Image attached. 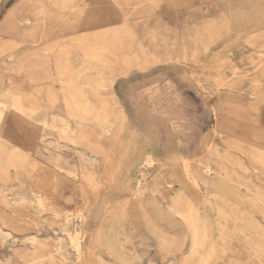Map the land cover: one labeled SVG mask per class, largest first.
<instances>
[{
    "label": "rangeland",
    "instance_id": "obj_1",
    "mask_svg": "<svg viewBox=\"0 0 264 264\" xmlns=\"http://www.w3.org/2000/svg\"><path fill=\"white\" fill-rule=\"evenodd\" d=\"M109 1L0 0V264H264V0Z\"/></svg>",
    "mask_w": 264,
    "mask_h": 264
},
{
    "label": "bare ground",
    "instance_id": "obj_2",
    "mask_svg": "<svg viewBox=\"0 0 264 264\" xmlns=\"http://www.w3.org/2000/svg\"><path fill=\"white\" fill-rule=\"evenodd\" d=\"M32 10V9H31ZM30 11V10H29ZM33 11V13L34 14H37V13H39V10L36 12V11H34V10H32ZM15 15V14H14ZM13 15V16H14ZM13 16L11 17V18H13ZM27 16V15H26ZM23 19H26L25 21H22V23L23 24H16L15 22H14V24H16L17 26L19 25L20 27H19V29H18V33H20V30H21V28L23 27V26H26L27 24H31L32 22H33V18H22V20ZM8 20H10V19H8ZM8 23V22H7ZM58 24V23H57ZM59 25V24H58ZM54 26L56 27V24H54ZM58 27H60V26H58ZM19 36V35H18ZM41 38H43V36L41 35ZM16 42L18 41V39L17 40H15ZM15 41H14V43L13 42H11L10 44H15ZM3 43H6V42H4L3 40H0V48L3 46L2 44ZM6 44H8V43H6ZM65 53V52H64ZM131 57V56H130ZM42 58H41V56L40 55H38V56H33V57H31V58H29V61H27V63H28V68L27 67H25V68H27V71L28 72H30L33 76H35V77H40L41 75H48V78H51L52 77V80L56 83V82H59V83H62V78H63V76H62V73H57V72H52V70H51V66H50V64L48 65V64H42V67L41 66H39V65H32V62L33 63H35V62H37V63H41L42 61ZM49 61H50V59H49ZM51 62V61H50ZM133 62V61H132ZM124 63V62H123ZM39 68H43V69H45V70H41L42 72H40V70H39ZM46 68H49V69H46ZM128 69V68H127ZM107 82V81H106ZM109 83V82H108ZM103 84V83H102ZM61 86H63V85H61ZM61 88H63V91H62V97H63V99L65 100V104H66V108L67 109H74L75 107H74V105H73V103H72V99H71V92H69L68 91V89L67 88H65L64 86L63 87H61ZM64 88H65V90H64ZM58 91H60V88H58ZM64 94V95H63ZM31 100V99H30ZM105 104V108H109L110 106L108 105V103L106 102V103H104ZM27 107L28 108H35L36 107V102H34V101H30L29 103H28V105H27ZM14 110H16V111H19L18 110V108L17 107H15L14 106ZM81 117V121L83 122V119H86L88 116L86 115V114H84V115H80ZM112 115H111V112H110V114L108 115L107 114V112H106V114H104V118H103V121H102V124H106V123H109V122H111L112 121ZM1 157L3 156V155H0ZM1 157H0V159H1ZM0 163H2V161H0ZM151 164L152 162H151V160H147V164ZM140 181V180H139ZM76 249H77V251H78V254H79V257L81 256V257H85L86 258V256H87V254H90V253H94V250L92 249V248H89L88 250H84V248L82 247V244H78V245H76ZM94 256V254H92L91 256H90V258H92ZM89 257H88V259H90ZM15 262V264H28V263H32V259H31V256L29 255V254H23V253H20L18 256H16L15 257V260H14ZM88 264H90L89 262H88Z\"/></svg>",
    "mask_w": 264,
    "mask_h": 264
},
{
    "label": "crops",
    "instance_id": "obj_3",
    "mask_svg": "<svg viewBox=\"0 0 264 264\" xmlns=\"http://www.w3.org/2000/svg\"><path fill=\"white\" fill-rule=\"evenodd\" d=\"M97 4H98V2L96 3V6H97ZM101 5L102 6H99L100 8H102L101 10H102V12H103V17L105 18V19H107V20H115V19H118V20H122V21H124V20H130L131 18H130V12H128L127 10V8H124L123 9V12L122 13H119L120 15H117V16H114L115 15V7H114V5H115V3L114 2H110L109 0H107V2H102L101 3ZM122 5L124 6V7H126L127 5H129V3L127 2V0H123V2H122ZM95 6V5H94ZM33 7H35V4H34V2H33ZM98 7V6H97ZM144 74L146 73V72H143ZM178 76L177 77H179V79H183V80H185L184 78H183V75L182 74H177ZM180 75V76H179ZM182 75V76H181ZM143 76V75H142ZM186 81V80H185ZM144 82H147L145 79H143L141 82H139V83H137V84H133L132 85V88H135L136 89V85H139V84H144ZM126 86L127 87H129V84H127V82L124 80V83H121L120 85H119V87H117V95H118V97L119 98H121V96L122 97H124V92H125V90L127 89L126 88ZM130 89V88H129ZM136 125V124H135ZM139 126H142V127H140V128H138ZM152 126V125H151ZM150 126V132H151V134H152V132H153V128ZM144 128V125H136L135 126V130H137L138 132H145L144 130H142ZM142 130V131H140V130ZM146 132H148L147 130H146ZM187 150H189L188 148H187ZM187 150L186 151H184V155L185 154H187Z\"/></svg>",
    "mask_w": 264,
    "mask_h": 264
}]
</instances>
